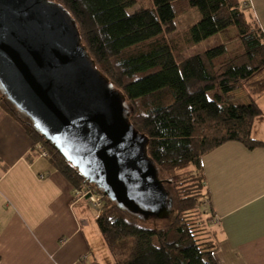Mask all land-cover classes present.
<instances>
[{
  "label": "trees",
  "instance_id": "obj_1",
  "mask_svg": "<svg viewBox=\"0 0 264 264\" xmlns=\"http://www.w3.org/2000/svg\"><path fill=\"white\" fill-rule=\"evenodd\" d=\"M53 1L74 20L80 43L97 69L124 95L129 122L148 137L147 154L172 187L174 203L166 218L144 219L107 197L99 207L94 205L111 264H218L200 160L227 141L250 149L264 145L251 134L255 117L262 113L257 99L264 94V28L256 17L247 16L239 0H153L131 13L127 10L136 0ZM192 8L199 19L174 31L175 17ZM230 27L240 43L234 51L222 40L213 43ZM209 40L214 41L201 49ZM240 88L248 100L238 103L233 94ZM0 106L31 138L29 158L50 159L75 193H101L1 90ZM37 143L46 156H39Z\"/></svg>",
  "mask_w": 264,
  "mask_h": 264
},
{
  "label": "water",
  "instance_id": "obj_2",
  "mask_svg": "<svg viewBox=\"0 0 264 264\" xmlns=\"http://www.w3.org/2000/svg\"><path fill=\"white\" fill-rule=\"evenodd\" d=\"M0 90L89 183L144 219L166 218L172 200L129 122L125 97L51 0H0Z\"/></svg>",
  "mask_w": 264,
  "mask_h": 264
},
{
  "label": "crops",
  "instance_id": "obj_3",
  "mask_svg": "<svg viewBox=\"0 0 264 264\" xmlns=\"http://www.w3.org/2000/svg\"><path fill=\"white\" fill-rule=\"evenodd\" d=\"M244 4L264 28V0ZM261 110L251 134L264 142ZM32 144L0 106V264H111L97 208L76 195L50 159L29 158ZM200 162L218 264H264V145L227 141Z\"/></svg>",
  "mask_w": 264,
  "mask_h": 264
},
{
  "label": "rangeland",
  "instance_id": "obj_4",
  "mask_svg": "<svg viewBox=\"0 0 264 264\" xmlns=\"http://www.w3.org/2000/svg\"><path fill=\"white\" fill-rule=\"evenodd\" d=\"M51 1H53V0H51ZM239 1L241 2V4H244V2L246 0H239ZM151 5H153V0H136L135 4L132 7H130L127 11L129 13H131L135 9H137V8H139L141 6L148 7V6H151ZM245 10L247 12V16L248 17H250V18L254 17L255 18V14H254V11L252 9H245ZM199 17H200V14H199V12H198V10L196 8H192L188 12H186V13H184L182 15L176 16L175 19H174V24H175L174 31H179V30H182L184 28H187V27L191 26L192 24H194L199 19ZM218 40L224 41V43L226 44V48L228 50H230V51H232V50L234 51L237 48H239V46H240V43H239V41H238V39L236 37V33H235L233 27H230L227 30H224V31L220 32L218 34V37H217V39L215 41L214 40L203 41L201 43V49L205 48L207 44L212 43L213 41H214L213 43H215ZM110 87L115 89V87H113L112 85H110ZM212 95H213V93L211 92L209 94V96L212 97ZM233 95H234V97L236 99V102H238V103H240L243 100H244V102L248 100V98L246 97V92H245V90L243 88L235 90ZM262 95H263V97L260 96L261 100H260V97H259L257 99V101L260 100V102H258V105H259V107L264 109V94H262ZM124 106L126 107L127 111H128V109H130L129 105L126 103V100L124 102ZM159 178L163 179L164 189L168 193V196L171 198L172 205H173L174 200H173V192H172L171 183L165 182V180H164L165 177H163L162 174L159 176Z\"/></svg>",
  "mask_w": 264,
  "mask_h": 264
},
{
  "label": "built area",
  "instance_id": "obj_5",
  "mask_svg": "<svg viewBox=\"0 0 264 264\" xmlns=\"http://www.w3.org/2000/svg\"><path fill=\"white\" fill-rule=\"evenodd\" d=\"M34 148H35V150H37L39 152V156H46L48 154L46 149L40 143H37ZM86 194H89L87 199L91 203H93V205L98 206V207L100 206V202L102 200V197H105L102 194V192L98 193V192H92L90 190H89V193L88 192L82 193L79 191L76 192V195H78L79 197H85Z\"/></svg>",
  "mask_w": 264,
  "mask_h": 264
},
{
  "label": "bare ground",
  "instance_id": "obj_6",
  "mask_svg": "<svg viewBox=\"0 0 264 264\" xmlns=\"http://www.w3.org/2000/svg\"><path fill=\"white\" fill-rule=\"evenodd\" d=\"M101 204H102V201H101Z\"/></svg>",
  "mask_w": 264,
  "mask_h": 264
}]
</instances>
